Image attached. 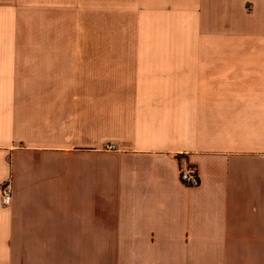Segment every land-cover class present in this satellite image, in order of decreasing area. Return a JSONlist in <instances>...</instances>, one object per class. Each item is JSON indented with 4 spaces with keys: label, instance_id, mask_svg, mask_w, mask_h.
Instances as JSON below:
<instances>
[{
    "label": "crops",
    "instance_id": "obj_1",
    "mask_svg": "<svg viewBox=\"0 0 264 264\" xmlns=\"http://www.w3.org/2000/svg\"><path fill=\"white\" fill-rule=\"evenodd\" d=\"M140 3L70 34L0 0V264H264V0Z\"/></svg>",
    "mask_w": 264,
    "mask_h": 264
},
{
    "label": "rangeland",
    "instance_id": "obj_2",
    "mask_svg": "<svg viewBox=\"0 0 264 264\" xmlns=\"http://www.w3.org/2000/svg\"><path fill=\"white\" fill-rule=\"evenodd\" d=\"M38 5L39 21L45 13L50 14L51 32L70 34L123 33L126 27L121 24L131 23L128 29H136L139 16L140 0H22ZM48 7V9H47ZM40 32V31H39Z\"/></svg>",
    "mask_w": 264,
    "mask_h": 264
},
{
    "label": "built area",
    "instance_id": "obj_3",
    "mask_svg": "<svg viewBox=\"0 0 264 264\" xmlns=\"http://www.w3.org/2000/svg\"><path fill=\"white\" fill-rule=\"evenodd\" d=\"M113 145H108L107 148H113ZM179 177L183 185L187 187H196L200 180L195 166L186 165L179 171ZM1 202L3 205H9L11 202V191L8 184H4L0 191Z\"/></svg>",
    "mask_w": 264,
    "mask_h": 264
}]
</instances>
